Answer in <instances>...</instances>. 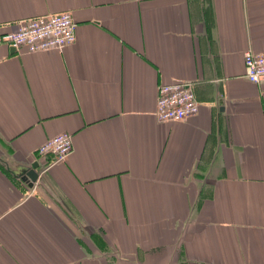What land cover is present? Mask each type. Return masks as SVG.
Returning a JSON list of instances; mask_svg holds the SVG:
<instances>
[{"label":"crops","instance_id":"1","mask_svg":"<svg viewBox=\"0 0 264 264\" xmlns=\"http://www.w3.org/2000/svg\"><path fill=\"white\" fill-rule=\"evenodd\" d=\"M71 13L75 43L1 41ZM264 0H0V264H264ZM196 116L159 122L157 89ZM72 136L40 174L35 152ZM38 179L22 177L34 163Z\"/></svg>","mask_w":264,"mask_h":264},{"label":"built area","instance_id":"2","mask_svg":"<svg viewBox=\"0 0 264 264\" xmlns=\"http://www.w3.org/2000/svg\"><path fill=\"white\" fill-rule=\"evenodd\" d=\"M77 23L71 13L29 18L18 22L17 30L1 36V41L17 52L24 48L27 54L40 52H62L75 43ZM245 78L253 84L264 83V54L252 51L243 53ZM199 103L194 94V83L176 80L161 84L157 89L154 116L159 122H183L196 116ZM72 152V136L68 133L55 135L44 142L35 152L45 174L54 166L65 162Z\"/></svg>","mask_w":264,"mask_h":264},{"label":"water","instance_id":"3","mask_svg":"<svg viewBox=\"0 0 264 264\" xmlns=\"http://www.w3.org/2000/svg\"><path fill=\"white\" fill-rule=\"evenodd\" d=\"M37 168L38 163L36 162L31 166L30 170L24 172L25 176L21 179L29 188H32L38 179Z\"/></svg>","mask_w":264,"mask_h":264}]
</instances>
